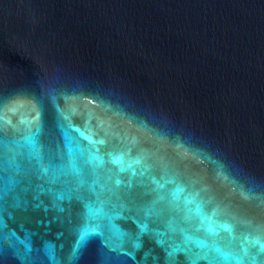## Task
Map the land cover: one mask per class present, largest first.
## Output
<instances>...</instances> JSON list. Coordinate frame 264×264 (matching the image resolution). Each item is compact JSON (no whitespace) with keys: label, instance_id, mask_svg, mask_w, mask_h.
<instances>
[{"label":"water","instance_id":"water-1","mask_svg":"<svg viewBox=\"0 0 264 264\" xmlns=\"http://www.w3.org/2000/svg\"><path fill=\"white\" fill-rule=\"evenodd\" d=\"M0 264H264V0H0Z\"/></svg>","mask_w":264,"mask_h":264}]
</instances>
